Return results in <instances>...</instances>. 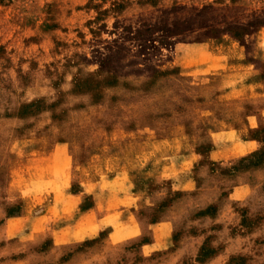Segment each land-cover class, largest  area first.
I'll return each instance as SVG.
<instances>
[{"label": "rangeland", "instance_id": "1", "mask_svg": "<svg viewBox=\"0 0 264 264\" xmlns=\"http://www.w3.org/2000/svg\"><path fill=\"white\" fill-rule=\"evenodd\" d=\"M262 26L264 0H0V227L23 207L11 202L13 188L62 142L69 191L127 175L137 194L127 213L142 234L110 252L102 246L106 264H264V173L251 177L245 201L229 198L264 165ZM196 56L258 65L207 75L183 66ZM251 111L260 124L243 134L260 147L211 161L212 133ZM163 221L171 234L143 251ZM35 251L0 250V264H36ZM57 253L58 262L75 250Z\"/></svg>", "mask_w": 264, "mask_h": 264}, {"label": "crops", "instance_id": "2", "mask_svg": "<svg viewBox=\"0 0 264 264\" xmlns=\"http://www.w3.org/2000/svg\"><path fill=\"white\" fill-rule=\"evenodd\" d=\"M263 29L264 26L255 33H262ZM183 64L207 75L226 72L227 77H236L241 69L256 68L258 65L255 57L249 61L247 56H196ZM249 86H252L251 83ZM230 87L228 93H235V86L230 84ZM240 95L232 97L238 99ZM260 115L256 111L245 113L243 121L235 122L239 125L213 132L214 148L209 159L224 163L256 151L260 147L259 141L247 138L243 133L258 128ZM261 117L264 118V111ZM227 122L231 124L229 120ZM39 163L26 186L13 188L11 202L21 200L23 207L19 214L8 217L0 227V250L25 251L35 246L36 264H106L109 254H101L102 246L110 252L127 240L141 236L134 216L127 213L138 199L127 175L83 181L79 184V190L73 193L69 191L72 160L66 143H56L39 159ZM263 173L264 165L249 170L241 183L234 187L229 198L245 201L255 184L251 177ZM38 183L42 184L40 188H37ZM193 187V183L189 182L183 189L191 191ZM27 188L36 191L27 193ZM87 203V209H82ZM152 229L153 240L143 245V251L158 249L163 245L171 234V222L163 221L152 226ZM105 231L107 235L103 245L94 243L85 250L80 249L87 242H95ZM46 244L49 247L43 249ZM71 250H75V253L70 258L58 262L54 260L56 252L59 256Z\"/></svg>", "mask_w": 264, "mask_h": 264}, {"label": "trees", "instance_id": "3", "mask_svg": "<svg viewBox=\"0 0 264 264\" xmlns=\"http://www.w3.org/2000/svg\"><path fill=\"white\" fill-rule=\"evenodd\" d=\"M83 208H85V207H83Z\"/></svg>", "mask_w": 264, "mask_h": 264}]
</instances>
